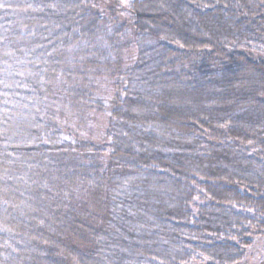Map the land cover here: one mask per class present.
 I'll return each instance as SVG.
<instances>
[{
    "label": "trees",
    "instance_id": "obj_1",
    "mask_svg": "<svg viewBox=\"0 0 264 264\" xmlns=\"http://www.w3.org/2000/svg\"><path fill=\"white\" fill-rule=\"evenodd\" d=\"M106 110L101 143L67 121ZM261 242L264 0H0V264H248Z\"/></svg>",
    "mask_w": 264,
    "mask_h": 264
},
{
    "label": "rangeland",
    "instance_id": "obj_2",
    "mask_svg": "<svg viewBox=\"0 0 264 264\" xmlns=\"http://www.w3.org/2000/svg\"><path fill=\"white\" fill-rule=\"evenodd\" d=\"M132 0H121V4L123 7L127 6ZM160 3H157V5ZM160 7L165 8L164 5H160ZM120 19L124 20L128 25H130V19L127 16V13H122ZM133 19H131V25L133 24ZM129 32L130 29H129ZM123 65L129 64L130 59H134L137 55L136 46L132 43L131 47H125L122 51ZM106 60V59H104ZM101 79H97L98 87L101 89V95L106 98L108 101L112 98L115 93H117L116 89L113 87L112 80L105 76H101ZM73 111V110H71ZM68 112L66 113L68 118L67 121L71 124L72 129H76L79 132L81 138L90 139L94 142L101 143L105 139V133L107 131L109 122H110V113L109 110L105 112L95 113V111H91L90 114L83 115L78 114L77 111L74 113ZM264 245V242H261ZM264 249L259 245H256V248L253 249L252 255L248 258V264H261L264 261Z\"/></svg>",
    "mask_w": 264,
    "mask_h": 264
}]
</instances>
